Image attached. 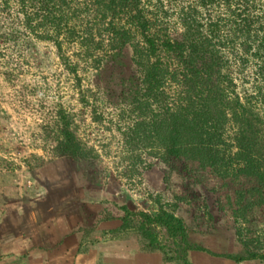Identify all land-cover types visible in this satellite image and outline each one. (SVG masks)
<instances>
[{
	"label": "rangeland",
	"instance_id": "obj_1",
	"mask_svg": "<svg viewBox=\"0 0 264 264\" xmlns=\"http://www.w3.org/2000/svg\"><path fill=\"white\" fill-rule=\"evenodd\" d=\"M18 17L15 6L11 19ZM27 36L16 44L0 38V219L19 213L35 216L38 231L52 227L53 238L41 244L55 243L54 264H79L82 253L92 264H154L163 261L162 254L145 251L135 231H110L120 226L123 205L155 214L159 199L168 209L178 204L176 214L194 243L239 254L243 239L250 250L264 251V201L256 202L264 199V186L253 189L243 177H219L186 159L164 163L148 149L126 143L124 132L135 119L122 94L123 79L135 71L131 47L125 65L117 67L106 48L85 56L81 47L65 43L78 67L75 75L52 42ZM235 79L238 92L264 117V80L254 66L237 68ZM60 108L72 115L71 129L90 152L88 161L59 154ZM239 205L245 208L242 216L234 213ZM109 216L113 219L105 221ZM1 222L8 227L13 221ZM189 260L264 264L204 252H191Z\"/></svg>",
	"mask_w": 264,
	"mask_h": 264
},
{
	"label": "trees",
	"instance_id": "obj_2",
	"mask_svg": "<svg viewBox=\"0 0 264 264\" xmlns=\"http://www.w3.org/2000/svg\"><path fill=\"white\" fill-rule=\"evenodd\" d=\"M15 6L20 29L11 19ZM27 35L52 42L75 75L65 43L85 56L106 48L117 67L131 47L135 71L123 79L122 94L135 119L124 132L126 143L164 163L186 159L219 177H243L253 189L264 186V117L235 79L237 68L252 65L264 80V0H0V38L16 44ZM57 118L59 154L88 161L90 152L71 129L72 115L60 108ZM158 204L155 214L123 205L121 224L110 232L135 231L143 249L159 251L165 262L193 264L191 252L235 263L264 260V251L250 250L243 239L239 254L192 242L178 204ZM243 206L234 213L242 216Z\"/></svg>",
	"mask_w": 264,
	"mask_h": 264
},
{
	"label": "crops",
	"instance_id": "obj_3",
	"mask_svg": "<svg viewBox=\"0 0 264 264\" xmlns=\"http://www.w3.org/2000/svg\"><path fill=\"white\" fill-rule=\"evenodd\" d=\"M5 216L0 219V264L55 263L54 254H52L55 251L53 240L49 241L51 245L41 244V241L46 243V239L53 238L52 227L38 231L35 216L25 218L19 213L8 214V218ZM4 218L5 220L13 221L10 222V226L6 227V223L3 224L1 222L2 220L4 221ZM26 219H30V222ZM88 255L86 253L78 254L79 264H92L88 262ZM94 262L98 264L97 261ZM154 264H174V262L162 261Z\"/></svg>",
	"mask_w": 264,
	"mask_h": 264
}]
</instances>
